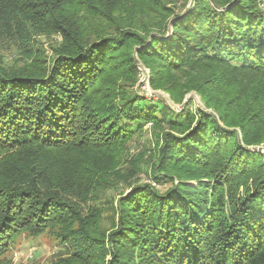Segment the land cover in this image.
<instances>
[{"label":"trees","instance_id":"trees-1","mask_svg":"<svg viewBox=\"0 0 264 264\" xmlns=\"http://www.w3.org/2000/svg\"><path fill=\"white\" fill-rule=\"evenodd\" d=\"M30 30L61 37L52 59ZM4 37L29 62L0 60V264L20 236L44 233L69 248L55 264H264V159L250 150L264 144L258 0H0ZM135 57L152 89L176 104L195 91L206 109L119 91ZM146 124L169 132L127 174L163 187L128 182L103 238L100 211L69 197L117 188L120 147Z\"/></svg>","mask_w":264,"mask_h":264},{"label":"rangeland","instance_id":"rangeland-1","mask_svg":"<svg viewBox=\"0 0 264 264\" xmlns=\"http://www.w3.org/2000/svg\"><path fill=\"white\" fill-rule=\"evenodd\" d=\"M260 7L264 10V0H258ZM191 1L189 2V4ZM190 5L187 6V8ZM32 44L34 43L35 48L43 53L42 57L45 59H52L55 56L58 47H61V37L57 35L45 36L42 34H37L30 30ZM170 35V31H168ZM168 37V36H166ZM26 57L21 55V52L16 49L12 44L10 38L0 39V60L11 67L21 68L28 65ZM134 66L136 73L134 74L135 80L124 81L119 80L120 88L119 91L132 93L135 92L140 97H143L149 101H154L155 103H163L169 106L174 112L181 111L185 108L186 104H191L192 108H200L205 110V104L201 97L195 92L190 91L184 94V97L180 103H174L169 94L162 89H152L149 84V70L135 57ZM189 78L194 75L198 76V73L193 70L192 73L186 72ZM183 77L179 76L178 80H182ZM215 102L221 99V93H214ZM219 96V97H218ZM209 113L215 115L213 110H206ZM169 132L165 126H154L151 124H146L143 131L138 136H135L129 142L123 144L121 148V156L118 158L119 163H122L120 170L118 169L119 175L116 177L115 181L120 185L117 188L111 186L100 189L90 193L85 200L70 196V200L78 206H81L86 213L89 208L98 209L100 211L99 219V234L102 237H106L115 228L114 225L117 222L116 208L118 206L119 196L121 194H128L129 190L126 184L129 182L146 184L150 186H156L157 188H162L163 186H157L150 180L149 176L143 172L132 176L127 174L131 167L137 161L140 163L150 162L152 157L157 153L160 148V137L163 134ZM251 151L260 150L264 159V144L260 146H255L250 148ZM144 169V166H143ZM194 185V184H193ZM69 257V248L64 246L57 238L56 233H44L38 238H32L26 234L20 236L11 252L8 254V259H10L11 264H55Z\"/></svg>","mask_w":264,"mask_h":264},{"label":"water","instance_id":"water-1","mask_svg":"<svg viewBox=\"0 0 264 264\" xmlns=\"http://www.w3.org/2000/svg\"><path fill=\"white\" fill-rule=\"evenodd\" d=\"M254 152H256V153H261V151H260V150H257V151H254Z\"/></svg>","mask_w":264,"mask_h":264}]
</instances>
